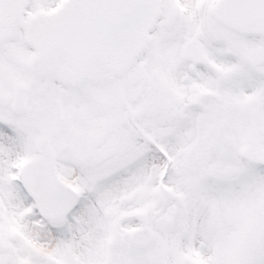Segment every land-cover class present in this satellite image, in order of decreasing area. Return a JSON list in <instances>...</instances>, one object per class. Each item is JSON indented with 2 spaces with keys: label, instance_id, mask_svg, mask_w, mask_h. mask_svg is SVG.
<instances>
[{
  "label": "snow or ice",
  "instance_id": "obj_1",
  "mask_svg": "<svg viewBox=\"0 0 264 264\" xmlns=\"http://www.w3.org/2000/svg\"><path fill=\"white\" fill-rule=\"evenodd\" d=\"M0 264H264V0H0Z\"/></svg>",
  "mask_w": 264,
  "mask_h": 264
}]
</instances>
